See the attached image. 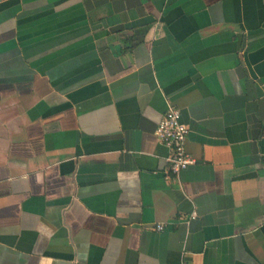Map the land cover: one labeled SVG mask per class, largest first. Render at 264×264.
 <instances>
[{"label":"crops","instance_id":"crops-1","mask_svg":"<svg viewBox=\"0 0 264 264\" xmlns=\"http://www.w3.org/2000/svg\"><path fill=\"white\" fill-rule=\"evenodd\" d=\"M0 264H264V0H0Z\"/></svg>","mask_w":264,"mask_h":264},{"label":"built area","instance_id":"built-area-1","mask_svg":"<svg viewBox=\"0 0 264 264\" xmlns=\"http://www.w3.org/2000/svg\"><path fill=\"white\" fill-rule=\"evenodd\" d=\"M188 126L182 121L181 110L170 106L156 128L159 140L168 148V171L178 175L182 170L197 162V158L186 148ZM195 214V212H194ZM163 224L157 229L162 230Z\"/></svg>","mask_w":264,"mask_h":264}]
</instances>
